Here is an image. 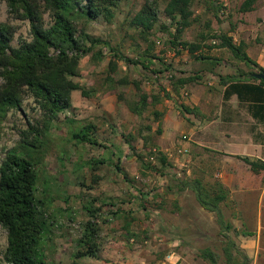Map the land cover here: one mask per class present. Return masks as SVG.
Masks as SVG:
<instances>
[{
    "label": "rangeland",
    "instance_id": "1",
    "mask_svg": "<svg viewBox=\"0 0 264 264\" xmlns=\"http://www.w3.org/2000/svg\"><path fill=\"white\" fill-rule=\"evenodd\" d=\"M146 1L151 0H122L110 22L101 17L75 21L77 34L87 33L107 43L94 45L81 58L80 75L74 78L90 90V95L72 91L71 107L48 120L33 96L25 93L21 107L9 110L2 121L0 162L7 150H18L32 157L38 175L36 197L43 201L48 216L38 255L44 264H72L73 254L86 246L79 240L89 221L96 229L92 240L97 257L82 256L77 259L79 264H210L199 256L205 247L215 252L220 263L225 262L223 249L229 248L235 264H264V196L260 201L255 198L248 211L253 213L249 224L243 210L232 213L238 216H229L231 209L225 208L224 219L230 228L223 231L214 212L201 211L192 191L174 193L170 176L175 173L168 161L166 136L162 135L161 109L165 111L166 100L172 98L169 74L176 76L184 70L180 65L183 61H179L184 51L180 44L172 46L161 29L169 26L161 1L156 5L157 22L146 40L130 27V18ZM242 1L215 0L221 9L214 13L211 6L206 9L203 0H195L191 8L197 20L184 29L179 41H196L200 32L209 29L226 33L239 17L255 23L256 31L261 26L256 20L264 15L257 10L240 12ZM261 3L257 5L262 7ZM43 18L46 26L52 21L48 13ZM3 21L17 26L11 46L31 39L28 21L8 18L6 4L0 0ZM254 30L245 26L243 33ZM208 44L218 43L208 40ZM148 46L147 56H154V60L146 63V69L128 61L146 56ZM97 52L103 56L101 60L94 58ZM249 55L255 58L250 50ZM110 62L115 63L114 72L109 71ZM152 70L163 71L159 79ZM107 76L116 82L110 83ZM121 78L127 83H118ZM133 81L140 82L139 89ZM141 93L148 100L152 95L159 100L148 103L138 115L132 108L141 106ZM177 96L179 99L180 94ZM176 105L181 109L180 103ZM154 111L159 116H154ZM86 124L93 126L89 134L97 144L72 138ZM35 138L33 147L30 142ZM159 154L167 158L163 165ZM204 186L210 188L212 184ZM250 205L247 203V208ZM115 210L117 215L111 213ZM234 219L237 227L231 224ZM6 245V231L0 226V258Z\"/></svg>",
    "mask_w": 264,
    "mask_h": 264
},
{
    "label": "trees",
    "instance_id": "2",
    "mask_svg": "<svg viewBox=\"0 0 264 264\" xmlns=\"http://www.w3.org/2000/svg\"><path fill=\"white\" fill-rule=\"evenodd\" d=\"M6 4L7 15L10 19L27 20L31 39L24 41L18 46H11L10 42L17 30V26L9 21L0 22V130L3 119L11 109H19L25 93L33 96L40 109L47 115L48 120L56 117L57 113L71 107V92L80 90L82 95H90L84 86H81L75 77L80 75L79 63L94 45L107 44L101 39L87 33L77 34L75 21L85 18L87 20L101 17L110 22L114 16V9L122 0H3ZM164 4V14L169 20V26H162V30L169 36L172 46L181 45V50L194 53L200 48L203 40L217 39L219 46L228 48L235 57L245 62L248 66L256 64L242 50L243 45H236L231 36L224 32L211 33V29L200 32L198 39L180 42L179 39L185 28L192 25L197 19L193 18L192 4L195 0H151L145 4L130 18V27L147 39L146 35L153 29L157 22L156 5ZM206 9L212 7L214 13H218L221 5L215 0H203ZM256 0H243L240 11H250ZM48 13L51 23L45 25L43 15ZM179 41V42H178ZM151 44V42H150ZM149 46L146 48V56H137L128 61L146 69L152 64L153 58L149 59ZM178 48V52H179ZM150 56V55H149ZM146 57V58H145ZM152 57V56H151ZM204 58V56H202ZM94 58L101 60L100 52L94 54ZM148 63V65L146 64ZM115 63H109V71L116 70ZM263 72L262 67H257L249 74ZM153 76L158 78L162 70H152ZM170 83L172 92L178 93V86L183 82L177 76L171 75ZM110 83L116 82L111 76L106 78ZM260 85L264 82L258 79ZM120 84L127 83L125 78L117 81ZM139 89L140 82L133 81ZM112 84H110V88ZM144 93L140 94V107L132 108V112L140 114L148 103L159 100L152 95L150 100ZM183 111L189 109L181 105ZM154 116L159 113L154 111ZM93 126L86 124L79 131L72 134V138L82 143L97 144L89 134ZM160 131L159 129L157 130ZM1 133V132H0ZM36 138L30 142L36 146ZM158 159L163 165L167 158L159 154ZM252 168L264 171V162L242 158ZM38 175L34 168L32 157L29 154L22 155L20 151L10 149L5 152L0 162V226L6 231V248L0 264H44V259L38 255V246L43 241L47 231L48 217L45 214L43 201L36 197ZM212 187L206 188L202 182L195 178L183 180L178 184V189L189 188L195 196L197 203L203 209L214 212L218 225L223 231L230 228L226 223L220 203L225 199L224 186L219 182H211ZM211 189V190H209ZM93 210H91L92 212ZM117 215L119 211L111 212ZM86 233L79 241L86 246L73 254L72 264H79L78 258L82 256L96 255V245L92 240L94 226L86 223ZM93 226V227H92ZM128 228V223H126ZM135 236L134 233L128 232ZM252 233H246L245 235ZM182 236V235H181ZM180 236V237H181ZM225 262L220 263L218 256L210 248H202L199 256L209 261L210 264H235L229 248H224Z\"/></svg>",
    "mask_w": 264,
    "mask_h": 264
},
{
    "label": "crops",
    "instance_id": "3",
    "mask_svg": "<svg viewBox=\"0 0 264 264\" xmlns=\"http://www.w3.org/2000/svg\"><path fill=\"white\" fill-rule=\"evenodd\" d=\"M259 1L246 12L257 10L264 15V0L262 7L257 5ZM239 18L230 23L234 27L225 32L236 45H243L242 50L257 67L264 69V16L256 20L261 25L256 31L255 23L252 25ZM245 26L254 31L245 35ZM214 31L219 32L211 30V33ZM210 40L213 44L219 42ZM207 42L203 40L193 54L183 50V60L179 61H183L180 65L184 70L176 75L183 82L178 86V93L171 92L172 98L166 100L168 108L161 109L162 135L166 136L168 161L175 173L170 176V184L175 194H185L191 190L178 189L183 180L197 178L204 185L219 182L226 193L220 203L223 214L229 206V216H238L232 213L241 209L249 219L253 213L248 211L253 208L255 198L260 201L264 196V171L252 168L242 158L264 162V86L258 79L249 77L257 67L248 66L228 48L207 45ZM172 61L174 66L176 58ZM176 103L189 111H183ZM247 203L252 205L247 208ZM256 216L257 222L259 210ZM250 222L249 219L247 223ZM231 224L237 227L236 219Z\"/></svg>",
    "mask_w": 264,
    "mask_h": 264
},
{
    "label": "water",
    "instance_id": "4",
    "mask_svg": "<svg viewBox=\"0 0 264 264\" xmlns=\"http://www.w3.org/2000/svg\"><path fill=\"white\" fill-rule=\"evenodd\" d=\"M253 77L256 78V79H260L264 82V73L263 72H256V73H253Z\"/></svg>",
    "mask_w": 264,
    "mask_h": 264
},
{
    "label": "built area",
    "instance_id": "5",
    "mask_svg": "<svg viewBox=\"0 0 264 264\" xmlns=\"http://www.w3.org/2000/svg\"><path fill=\"white\" fill-rule=\"evenodd\" d=\"M171 75H172V74H169L170 77H171ZM181 151H182V150H179V152H181ZM183 151H185V150H183Z\"/></svg>",
    "mask_w": 264,
    "mask_h": 264
}]
</instances>
